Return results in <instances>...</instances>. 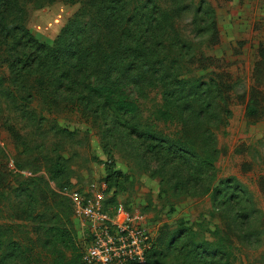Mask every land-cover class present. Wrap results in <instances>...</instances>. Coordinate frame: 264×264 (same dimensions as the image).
<instances>
[{
  "label": "rangeland",
  "instance_id": "rangeland-1",
  "mask_svg": "<svg viewBox=\"0 0 264 264\" xmlns=\"http://www.w3.org/2000/svg\"><path fill=\"white\" fill-rule=\"evenodd\" d=\"M9 2L0 0L8 5L0 24V247L11 241L18 256L5 264H81L78 250L54 247L42 233L65 223L83 249L89 223L78 200L142 227L157 251L152 264L182 255L166 235L180 225L197 240L227 237L229 264H264V0H140L177 13L167 40L150 21L144 39L152 52L172 54L164 70L152 54L134 70L127 92L139 105L135 115L87 92L102 65L90 72L66 58L57 67L48 57L35 60V45L13 31L23 25L50 46L68 26L75 40L89 17L75 25L79 0ZM176 77L204 83L212 107L179 100Z\"/></svg>",
  "mask_w": 264,
  "mask_h": 264
},
{
  "label": "trees",
  "instance_id": "trees-1",
  "mask_svg": "<svg viewBox=\"0 0 264 264\" xmlns=\"http://www.w3.org/2000/svg\"><path fill=\"white\" fill-rule=\"evenodd\" d=\"M10 3V0H4ZM12 1V0H11ZM69 2H75L76 0H67ZM140 0H79L81 3V9L79 14L75 15V25L80 22L81 17H87L88 22L85 23L82 28L75 29V34H78L76 39H72L71 34L68 35V26L61 30V33L53 41L52 45H46L36 41L32 35L22 26L13 27V31L19 34L20 39H26V43L34 44V50L36 52V59L42 61L44 58H49L54 62L57 67L61 58L68 59L71 63L72 69H84L91 72V69L98 68L99 64L103 67L101 70L96 69L99 73L96 82H89L85 88L87 92L92 95L93 98L99 99L103 102V106L109 109H113L118 113L135 115L139 111V105L136 100L131 97L127 92V88L131 83H135L134 77L137 73L134 70L138 68V64L145 62V57L151 55L152 65L162 70L167 67L165 61H170V56L161 55L152 52V45L149 41L144 39L151 29L150 21L158 23L161 27L162 40H167L171 34L170 26L172 25V18L177 13V9H166L156 11L153 7L148 5H139ZM15 2V1H14ZM111 3V4H110ZM160 8V7H159ZM8 5H0V24L7 17ZM159 12V13H158ZM149 22L144 24V21ZM72 23V22H71ZM70 24V22H69ZM92 34L86 37L85 34L89 31ZM109 34L108 38L103 37L110 45L109 47L104 45L103 38L105 31ZM80 33L82 37L80 36ZM111 33V34H110ZM74 34V35H75ZM113 34V36H112ZM81 37V39H80ZM121 44V45H119ZM29 45V46H30ZM118 45V46H117ZM115 46V47H114ZM151 51L147 53L144 47ZM113 47V48H111ZM108 49V50H105ZM15 56V55H14ZM12 57L14 61H17V57ZM165 59V60H164ZM171 75V74H169ZM63 76V75H62ZM67 78V76H65ZM175 86L180 89L173 91V94L178 95L179 100H187L189 98H196L201 102L205 111L212 107V96L210 97V89L203 88L204 83L194 82L193 79H179L176 77ZM140 82V80H139ZM188 85L186 90L181 88L184 85ZM210 85V84H209ZM213 82L211 86H215ZM172 92H163L165 100L169 101L170 94ZM216 106V104H215ZM205 114V113H204ZM156 140H162L157 137ZM167 139H165V143ZM165 147V145H164ZM166 149V148H164ZM177 150H184L178 145ZM176 152V151H175ZM204 166H207L204 164ZM224 183V182H222ZM230 187L231 185H226ZM221 187V188H225ZM220 190L216 191L217 196L221 194ZM45 240H51L55 242L57 246H61L63 249H68L71 252L78 250V256L81 264H84L81 260L82 249L75 245L72 237V229L67 227L65 223L59 222V224L52 226L42 227ZM167 230V229H166ZM167 235V247L172 248L176 244H181L182 255L176 257L175 264H229L232 245L227 243V237L223 236L215 242H208L206 239H196V234L189 228L182 227L173 228L169 230ZM10 245H14L11 241L8 243L5 251L3 252L0 247V264L7 263L11 258H17L15 248ZM156 248V247H155ZM11 250V253L6 254L7 250ZM55 251H51L53 257H56L57 248H53ZM155 250H148L146 253L148 264H152L151 258L156 254ZM163 250L161 249V254Z\"/></svg>",
  "mask_w": 264,
  "mask_h": 264
},
{
  "label": "built area",
  "instance_id": "built-area-1",
  "mask_svg": "<svg viewBox=\"0 0 264 264\" xmlns=\"http://www.w3.org/2000/svg\"><path fill=\"white\" fill-rule=\"evenodd\" d=\"M79 214L89 223L88 243L82 249L86 264H148L150 246L142 227L133 225L120 214L109 217L90 201H77Z\"/></svg>",
  "mask_w": 264,
  "mask_h": 264
}]
</instances>
